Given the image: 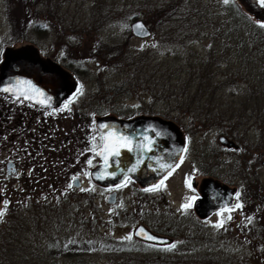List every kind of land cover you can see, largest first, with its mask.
I'll return each instance as SVG.
<instances>
[{"label":"rangeland","instance_id":"374dc122","mask_svg":"<svg viewBox=\"0 0 264 264\" xmlns=\"http://www.w3.org/2000/svg\"><path fill=\"white\" fill-rule=\"evenodd\" d=\"M234 1L253 21L264 24V20L246 11L238 0ZM14 2L13 10L19 16L21 9L16 7L19 0ZM223 2L39 0V14L35 17L39 28L36 31L32 29L33 23L25 29L20 28L21 25L12 28L7 10L8 0H0V53L4 46L16 38L34 40L43 52L71 67L69 70L77 81L76 92L70 99V104L74 105L77 112L72 109L64 119L55 120L54 153L49 166L43 170L37 165L29 170V166L23 172L26 161L22 159L23 165L17 174L5 178L6 193L0 205V213H3L0 215V264H264V246L260 249L253 241L246 244L245 240L250 224H264L262 217L258 220L264 211L263 202H256L259 207L256 211L242 206L238 198V194L244 195L246 192L242 176L245 162L242 147L256 150L251 158L259 155L257 188H264V121L256 119L255 114L251 115V110H248L247 116L238 126L234 125L232 134L227 135L224 131L228 122L213 119L202 126L196 119L199 112L194 107L203 104L208 106L204 99L209 95L201 96L199 102H190L188 109H176L175 100L169 102L161 98L168 92L181 91L183 86H186L187 93L182 98L185 101L190 100V95H201L204 92L201 90L197 94L193 93L196 86L192 88L195 81L191 77L185 85L181 81H185L187 75H194L199 68L198 62L214 49L212 43L217 41L214 31L221 25L225 13L222 11ZM138 18L149 26L151 34L148 38H138L131 33L130 23ZM100 43L123 46L127 51V60H116L114 63L105 55H98L104 50ZM133 58L137 63L132 62ZM140 60H143L144 66L140 77L145 83L130 84V77H137L139 70L135 69L137 66L139 68ZM220 62L218 56L207 59L204 66L208 68H203L210 78L211 86L201 89L209 90L210 96H214L213 105L219 106L221 110L218 113L226 112L227 108L231 112L233 107L238 109L246 105L242 102H246L251 95L250 91L257 88H249L243 79L232 75L236 63ZM77 66L86 74L81 75ZM73 68L78 71L74 73ZM114 87L117 92L113 91ZM153 91H156L154 95L159 94L161 97L152 99ZM259 98L258 107L261 108L264 95L260 94ZM79 114L84 115L85 121L79 120ZM103 114H113L120 118L139 114H158L169 119L177 117L185 136L194 141L191 153L201 149L202 145L212 144L216 160L213 164L216 166L221 163L219 155L227 159L225 165L216 168V175L236 188L237 197L233 206L214 212L204 219L196 217L193 210L195 191L191 187L190 178L197 172L188 153L156 190L160 193L159 200L164 197L166 202L164 208H160V215L150 214L145 220L149 227L155 228H160L164 220L175 221L180 225V231L175 237L176 244L165 249L150 248V256L147 257L138 252L130 244V239L126 238L130 236L131 225L130 180H126L117 189L116 203H106L108 190L94 184L88 174L97 159L93 151L88 154L81 150L95 148L99 144L94 117ZM220 134L229 136L239 148L233 150L222 147L217 141ZM84 137L87 142L83 141ZM73 158L77 159L71 162ZM77 162L82 164L78 165ZM66 171L69 174L63 176ZM56 174L60 176L53 181L52 187L48 186V178L54 176L55 179ZM74 175L79 176V188L71 183ZM56 183L59 185L56 186ZM35 195L39 202L34 200ZM262 195L264 191L258 194L260 200ZM13 200L21 203L16 210L18 220L14 228V222L6 220ZM56 203L57 209L53 210L52 205ZM185 204L190 206L185 209L182 207ZM169 207L174 211L173 215L167 212ZM221 222L222 226L216 227ZM106 238L120 239L130 250L123 252L117 246L111 247L105 244ZM80 241H88L91 248L79 255L54 256L47 250L52 244L54 247H63Z\"/></svg>","mask_w":264,"mask_h":264},{"label":"flooded vegetation","instance_id":"af4514ba","mask_svg":"<svg viewBox=\"0 0 264 264\" xmlns=\"http://www.w3.org/2000/svg\"><path fill=\"white\" fill-rule=\"evenodd\" d=\"M38 28L39 27L37 22L32 24L33 30L38 31ZM16 39L12 40L13 42L9 45L4 46L0 53V70L2 69V88L0 90V205L6 193V176L12 177L17 174V172L21 169L23 165V163H21L22 159L26 161V163L24 164L25 167L22 168L23 172L29 166V170H31L32 167L35 165H37L40 170H43L45 166L48 167L53 158L52 155L54 153L53 137L55 120L64 119L68 116L69 111H71L72 109L73 112H77L76 108L73 107L74 105L70 104V99L76 91L71 96L63 100L60 104L54 106V104H51L54 102V91H43L45 89L41 90V85H38L39 82L40 84H44L45 80L49 81V79H54V70L50 67L51 62H56L58 65H60L61 68H64L65 70L70 72L68 66L56 61L52 56L43 52L42 49L37 46L34 40H30L27 38H19L18 40ZM15 50H20L22 51V53H16ZM39 76L41 78H39ZM59 82H61V80H59ZM32 83H35L37 85L36 93H33V97L35 98V100H32L29 97L23 95L17 96V92L14 91L17 86L20 87L23 92H27L26 89L30 87L29 85ZM5 88L10 89V91L5 92L3 90ZM65 105H67V107H65ZM97 116L101 115H96L94 117V124L95 118ZM77 117L79 118V120L85 121L84 115L79 114V116ZM173 121L179 126V129L182 132V138L184 139V147L182 156L178 164L174 167L172 171H174L183 162V160L186 158V155L190 153V157L196 165L195 169L197 172L196 175H193L190 178L191 187L195 191L193 198L194 202L195 199L200 197L202 181L205 178H212L220 183L226 184L217 177L216 168H218V166L220 165H225L227 163V159H224L219 155V160L221 161V163L219 161L220 164L215 166L213 164V161L216 160L213 155L214 149H212V144L202 145L201 149H198L196 151L193 150V153H191V145L194 141L191 140L189 137L185 136L184 128L179 124L178 120ZM83 141L87 142L88 140L84 137ZM100 145L101 136L99 133V144L95 148H88L87 150L86 148H81V150L83 149L88 154H90V152L93 150L94 155L95 150ZM222 147L226 149L237 150L239 148V145L237 148H228L225 146ZM242 149L245 160L244 168L242 170L244 190H246V192H249L253 188L257 189L258 187L257 169L260 163V158L259 155H255L252 158L250 157L251 155H253V152H256L255 149L250 148L247 150L246 147H242ZM194 152H196V155L194 154ZM76 159L77 158H73L71 162H74V160ZM96 159L97 162L89 168L88 174L90 169L100 162V159ZM248 159L250 160V162L248 161ZM44 160H46L47 164ZM8 163L12 164L9 168L11 171L10 175L7 174ZM77 164L81 165L82 163L77 162ZM12 169H14L15 171L12 172ZM36 170L38 171V169ZM165 177L161 181L151 186H143L136 182L133 178H126L123 182L112 187L100 186L102 188L107 189L108 193L112 191L116 192L117 200V189L122 184H124L126 180H130V244L136 245V247L142 246L145 248H152L154 250H158L169 248L172 245L176 244L175 237H177V234L180 231V225H178L175 221H173L172 219L170 221L164 220L161 222L162 224L160 228L149 227L145 223L146 218L149 217L150 214L159 216L160 212L162 211L160 210V208H164L163 205L166 204V202L164 201V197L159 200L160 193L156 191L157 188L164 182ZM49 183L51 185L53 184V181H49ZM246 192L243 194L246 195ZM236 194L237 190L235 191L234 198L237 197ZM226 208L230 207L221 208L219 210ZM219 210H216L214 212H217ZM167 212L172 215L174 214V211L171 207L168 208ZM134 217H137L138 219H134ZM196 217L198 216L196 215ZM138 226L146 227L152 233L158 236L165 237L167 240L163 243H158L151 240H146L145 238H139L137 235H135V230ZM137 250L138 252L141 251L139 249Z\"/></svg>","mask_w":264,"mask_h":264},{"label":"water","instance_id":"95a60500","mask_svg":"<svg viewBox=\"0 0 264 264\" xmlns=\"http://www.w3.org/2000/svg\"><path fill=\"white\" fill-rule=\"evenodd\" d=\"M238 2L256 18L264 20V7L260 6L258 0H238ZM138 25L140 27H137ZM129 28L133 36L138 38H148L151 34L148 25L139 18L133 20ZM15 51L22 53L20 50ZM50 67L54 70V79L45 80L44 84L39 82L38 85H41V90L45 89L43 91H54V102L51 104L57 106L76 91L77 81L69 71L61 68L56 62H51ZM1 81L2 69L0 90ZM29 86L27 92H23L18 86L14 91L17 92V96L23 95L35 100L33 93H36L37 85L32 83ZM95 126L101 136V145L95 150L94 155L100 159V162L90 169L89 176L99 186L112 187L126 178H133L143 186H151L167 176L182 156L184 139L179 126L172 119L158 114H139L128 119L113 114L101 115L95 118ZM118 137H125L127 142L114 143ZM218 142L228 148L238 147L233 139L224 134L218 136ZM105 145H109L108 151H105ZM11 165V163L7 165L8 175L11 174L9 169ZM14 171L12 169V172ZM72 185L76 188L80 187L78 176L72 178ZM235 191L234 187L212 178H205L202 181L200 197L193 202L195 214L203 219L216 210L233 206ZM115 202L116 192L112 191L108 193L106 203ZM135 235L158 243L167 240L143 226L136 228Z\"/></svg>","mask_w":264,"mask_h":264},{"label":"trees","instance_id":"16d2710c","mask_svg":"<svg viewBox=\"0 0 264 264\" xmlns=\"http://www.w3.org/2000/svg\"><path fill=\"white\" fill-rule=\"evenodd\" d=\"M12 1V3H11ZM16 1V0H15ZM39 0H19V4L16 5V7H20L21 14L18 16L16 12H14V8L12 4H14V0H8V6L7 10L9 13V16L11 18L12 28H15V26H20V28H26L27 26L31 25L32 23L36 22L35 17L39 14V11L37 10ZM15 5V4H14ZM222 11L225 12L223 15V19L221 21V25L217 26V28L214 31V35L217 38V41H214L212 43V47L214 49L210 50L208 53V56H206L205 59H202L200 62H198L199 68L195 71L194 75H187V78L185 81H181L182 83L187 84L188 80L191 78L194 79V83L192 84V88L196 86V89L193 93L197 94L201 90L204 92H201L197 95H190L189 101L182 100V98L186 97V86H183L181 88V91H175V92H168L166 95L161 97V95H154V92H152V99H158V97H161L164 101H173L175 100L176 109L184 108L188 109L190 106V102L194 101H201L200 98L203 95H209L204 101L208 103L203 104L200 107H194V110L198 111V115H196V119L201 123V125H205L206 123L211 122L214 120H222L223 122H228V125L226 126V130L224 131L225 134L231 135L232 131L235 129V126H238L237 124L240 123L241 120H243L247 115L246 112L248 110H251L250 114L256 116L257 118H260L261 121H264V105L259 108V102H260V94L264 95V27H262V23H258L256 21H253L247 13H245L240 5L236 3L234 0H229L228 3L223 2ZM23 29V30H24ZM34 29V28H33ZM100 45L104 46V50H102V54L99 53L98 55H105L111 62H114L116 60L122 61L127 60V51L123 48V46L120 45H108L106 46L103 43H100ZM209 48V47H208ZM211 48V46H210ZM210 56H218L220 58L221 62H227L229 63H236L234 65L235 70L232 71V75L239 76L241 79L244 80V82L247 84L249 88H257L254 91H250V96L248 99H246V102H242L244 104L242 108L236 109L237 111H234V107L231 109L232 111L229 112L228 108L226 109V112L218 113L219 106L213 105V98L214 96H210V91L205 89L208 86H211L209 83L210 78L206 75L205 69L203 67L208 68V66H204L207 63V59H209ZM135 58L132 59V62H135ZM131 62V63H132ZM143 60L138 61L139 68L135 69L137 72V77H130V84H136V85H142L145 83V81H142L141 79V72H144L142 66ZM220 62V63H221ZM137 63V62H135ZM133 64V63H132ZM79 71H81L82 74H86V71L82 72V69L77 66ZM68 68L71 69V67L68 66ZM78 69L73 68L74 73L78 71ZM140 69L142 71H140ZM231 73V72H230ZM204 74V75H203ZM191 80V79H190ZM190 86V85H189ZM187 86V87H189ZM101 88V86H99ZM203 88V89H201ZM260 89V90H259ZM114 92H117V89L114 87ZM151 91V90H150ZM188 91V89H187ZM191 91V90H190ZM154 96V97H153ZM264 101V99H263ZM251 106V108H248ZM229 112V114L227 113ZM250 114L248 116H250ZM228 116V117H227ZM221 117V118H219ZM173 119V118H172ZM177 117H175L173 120H176ZM235 125V126H234ZM93 151V150H92ZM91 154V152H90ZM69 174V171L64 172L63 176H66ZM58 176H52V179L48 178V186L54 185L49 183V181H55ZM59 185V183H56V186ZM52 187V186H51ZM264 188L255 189L253 188L251 191H249V195H239L238 198H240V203L243 206H247L248 209H255L258 211L259 207L257 206L256 202L261 201L263 202V208H264V196L259 199V192L263 193ZM55 194V193H54ZM29 195V194H28ZM57 196V195H56ZM59 196V195H58ZM34 200L36 202H39L36 195L34 196ZM42 202L44 199H41ZM28 202V201H27ZM41 204V203H38ZM21 205L19 200H13L10 202L9 209L7 211V221L14 222L13 228L15 226L16 220H18L17 217V208ZM56 205L53 204L52 208H56ZM57 209V208H56ZM261 211V210H260ZM258 217V220L260 217L264 220V211L261 212ZM262 226L250 224L247 230L249 234L245 236L246 244H250L251 241H253L257 248H263L264 246V233L262 232ZM11 227V226H10ZM15 230V229H14ZM105 244H108L109 246H117V248L123 252L129 251L130 247L125 246V242L121 243L122 240L120 239H112V238H106ZM127 242H129L127 240ZM120 243V244H118ZM48 246V245H47ZM136 247V245H134ZM1 248V246H0ZM91 248L90 243L88 241H80V242H74L70 243L63 247H54L52 244L47 247V250L49 251L50 255L54 256H74L79 255L80 253H83L84 251H87ZM137 249L141 250L140 252L143 253L146 257L150 256V248H141V246L136 247ZM149 249V250H148ZM1 252V250H0ZM6 251L4 252V254ZM8 256V254H6ZM7 258H10L9 256ZM19 262V261H18ZM17 262V263H18Z\"/></svg>","mask_w":264,"mask_h":264},{"label":"snow or ice","instance_id":"6c2138e0","mask_svg":"<svg viewBox=\"0 0 264 264\" xmlns=\"http://www.w3.org/2000/svg\"><path fill=\"white\" fill-rule=\"evenodd\" d=\"M224 2H225V3H228L229 0H224ZM258 3L260 4V6L264 7V0H258ZM261 26L264 27V24H262ZM137 27H140V26L138 25ZM3 90H4L5 92L10 91V89H8V88H5V89H3ZM33 91H35V90H33ZM38 94H39V93H38ZM65 107H67V105H65ZM120 141H125V142H127L125 137H118V138H116V140L114 141V143H118V142H120ZM108 150H109V145H105V151H108ZM116 154H118V153H116ZM105 159H106V158H105ZM88 163L91 164V161H88ZM161 183H162V182H161ZM71 186H72V185H69V187H71ZM146 190H154V189H146ZM189 206H190L189 204H185V205H183L182 207L185 208V209H187ZM236 207H241V205H237ZM0 215H3V213H0ZM222 223H223V222L218 223V224L216 225V227H220V226H222ZM141 231H142V230H141ZM126 238H127V239H131L130 236H129V237H126ZM148 239H153V238H152V237H148ZM171 247H174V245H172Z\"/></svg>","mask_w":264,"mask_h":264}]
</instances>
